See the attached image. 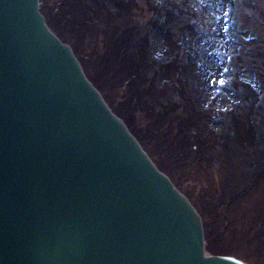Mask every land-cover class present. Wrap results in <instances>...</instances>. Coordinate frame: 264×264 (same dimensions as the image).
I'll return each instance as SVG.
<instances>
[{
  "label": "water",
  "instance_id": "obj_1",
  "mask_svg": "<svg viewBox=\"0 0 264 264\" xmlns=\"http://www.w3.org/2000/svg\"><path fill=\"white\" fill-rule=\"evenodd\" d=\"M101 98L38 0H0V264H244Z\"/></svg>",
  "mask_w": 264,
  "mask_h": 264
},
{
  "label": "rangeland",
  "instance_id": "obj_2",
  "mask_svg": "<svg viewBox=\"0 0 264 264\" xmlns=\"http://www.w3.org/2000/svg\"><path fill=\"white\" fill-rule=\"evenodd\" d=\"M96 1L40 0L45 20L56 35L64 41L73 42V48L77 54H81L85 47L94 49L93 55L83 57L82 61L85 62H87V59L95 61L97 57H103L106 48L103 44L105 39L93 33V28L88 29L90 33L83 31L84 26L90 27L92 20L85 17L84 19H88L90 23L80 27L78 21L73 18L77 14L71 17L72 15L65 7L77 6L83 13L87 12V14L97 11V14L94 15H97L100 19L103 12L100 11L98 14L96 4L89 6ZM112 1H116L118 6L123 4L124 7L126 3H130L134 7L135 15L143 17L142 22L153 23L155 20L161 21L163 19L160 13L152 11V6L161 0H101V4L104 5L102 7H106V9L111 7L112 9L114 7ZM185 1L187 3L183 2V5L186 7L185 9L188 7L189 11H197V7H203V12L196 22H194L193 17L186 18L187 15L183 12L185 13L186 22L179 16L175 17L169 24L170 37L165 38L163 33L156 27L151 28L147 33L148 47L146 55L149 62L156 63V65L160 64L158 70L163 62L169 60V52L175 50L171 53L176 54L175 56H178L176 51H179V48L183 52L182 62H177L178 74L172 72L168 74L166 72L163 74L164 76L154 74L153 79L150 78L153 72L147 70V74L142 80V87H146L148 90H150V87L154 88L158 94L154 99H150L147 104L146 108L150 111L145 114L143 111L128 108L125 112L126 105L136 104L139 99L136 96H130L126 85L120 83L122 77H118L116 74L110 76L109 71L105 75L103 89L100 90L105 100L114 107L113 109L128 118L130 125L133 127L131 129L136 134H139L147 142L150 139V142L144 143L146 149H149L159 168L167 173L177 189L189 197L188 199H190L195 209L201 214L207 231L209 233L215 231V243L225 249L232 250L249 264H264V151L260 153L255 168L256 170L262 168L263 171L260 175L256 174V181L253 180L251 183V189L248 190L247 194L245 193L242 197L236 199L234 203L226 205V196L231 194L236 187L239 189L245 184L248 177L247 166L250 164L247 154L243 153L246 150H243L241 142L236 141L239 138V133H241L237 131V126L229 127L225 136L226 141L230 138L231 145L235 148L234 153L228 157L229 164H225L230 172L228 176H231L234 181L226 186L229 189V193H227L225 190L221 191V187H219L218 162L214 153H212V150L219 147L215 146L216 143L213 139L209 143V147L212 146L211 151L208 155L201 154V156H198L200 161L198 163L200 164L197 165V161L193 162L194 159L187 156L189 154L181 156V152L175 147V141H177V145L179 141H185L181 136L174 137L176 131L173 129H177L179 124L187 126L186 119H184L186 118L184 112L186 108L176 109L174 110L176 114L167 117V121L173 123V127L168 128V140H163L161 136H156L152 132L153 126L151 123H153V119L149 118L153 112L161 109L167 98H174L179 93L187 91L184 93L188 99L185 107H195L197 111L202 110V108L207 109L206 119L198 127L200 136L205 138L206 136H212L211 131L218 132L221 127V124L211 122V111H220L222 114L227 108L237 105V98L241 96V92H248V88L253 94L259 92L261 88L264 89V78L261 77L260 70L264 64V0ZM79 9H76V12H79ZM232 9L234 44L226 39L223 22V19ZM176 14L175 12L174 15ZM186 26L191 30L194 29L195 34L187 35L184 32ZM227 51H230L229 53L232 55L230 72H226L222 62ZM131 54H135L134 48H132ZM96 66H98L97 63ZM84 68L87 69V67ZM160 74L162 73L160 72ZM147 78L152 81L148 83ZM220 82H233L244 87L240 92L236 89L230 92L225 87L226 85H221ZM156 89H159V91ZM236 112L237 115H242L240 109H237L234 113ZM262 118L263 115H258L253 125L246 124V131L250 134L256 129L262 130ZM236 122L245 127L240 118ZM184 129H188V127ZM192 132L189 129V134ZM253 142H255V137ZM256 146L258 148L257 143ZM209 154L214 156V160L209 159ZM217 236H219L218 240ZM259 237L263 239L260 241ZM208 242L209 240H206L207 248Z\"/></svg>",
  "mask_w": 264,
  "mask_h": 264
},
{
  "label": "trees",
  "instance_id": "obj_3",
  "mask_svg": "<svg viewBox=\"0 0 264 264\" xmlns=\"http://www.w3.org/2000/svg\"><path fill=\"white\" fill-rule=\"evenodd\" d=\"M97 5L98 8V14L100 11L103 12L102 15H100V19L98 18L97 11H92V13L87 14L83 13L77 6L71 5L70 7H65L67 11L69 12L71 17H73L75 14L77 16L73 17L75 21H84L85 17H88L92 20V24H90V27L84 26V31L87 33H90L89 30L93 28L94 32L101 31L102 28H105V31H102V34L105 35L106 30H108V37L103 40L104 47H106L104 51V55L102 58H98L96 62H84L85 66H94L95 63L98 64V66L93 67L96 68L95 70L100 71L103 69V73H96L95 78H91L94 83L97 84L98 89H103V80L104 76L106 75L107 71L111 70L114 65H120L119 66V71L121 72L122 75H124V78H129L130 81L127 83V91L130 94V96H136L138 97L139 101L136 104L130 103L129 105H126L127 108H134L135 110L138 111H143L145 113H148L147 104L148 102L145 100L144 97H150L153 95V92L149 91L148 88L142 87L143 83L142 80L144 79V70H147L146 62H145V55L143 49L142 41V28H139L135 22L127 20L128 12L130 8H125L122 5H119L116 3V1H113L114 4V9H111V7H102L104 5L101 4V0L96 1L94 4L89 5V6H94ZM84 7V6H80ZM76 9H79V12H76ZM124 9V10H123ZM169 9H165L163 11L164 16H165V26L168 25L172 20L174 19V15H172V12L168 11ZM172 10V9H171ZM120 17H126L122 22L118 23V19ZM86 24V23H85ZM122 27V28H121ZM89 29V30H88ZM163 30V28H161ZM130 48H135L137 51L136 55V60H132V54H131V49ZM93 53V52H92ZM119 59L120 63L117 62ZM170 66H173L174 68H177L176 65L170 64L169 66H164L161 68L162 72H167L170 68ZM262 72V76L264 78V64L260 68ZM176 71V70H175ZM101 72V71H100ZM144 96V97H143ZM252 98L251 94H247V100H250ZM243 100V99H242ZM244 106L246 107L247 102L244 100ZM175 109H169L167 108L164 112H160L159 114H154L149 116V118L153 119V123L151 125L153 126L152 132L156 134V136H161L163 140H168V128L173 127V123L167 121V115L175 114L174 113ZM249 110V109H248ZM247 110V111H248ZM250 113V112H248ZM186 119L187 126L189 128L193 127L196 123H198V120L200 119L199 114L195 113L193 110L192 112L188 113ZM126 118V117H125ZM124 118V119H125ZM127 122L128 120L125 119ZM129 123V122H128ZM237 123V122H235ZM232 126L234 125L232 123V120H229V123ZM156 127L157 129L155 130ZM186 126L184 124H179L177 129H173L176 131V134L174 137L181 136L185 139V141H179V144L177 145V141H175V147L181 152V156L183 154H189L187 155L188 157H192L194 160L193 162H196L197 164H200L198 162V156H201V154L208 155V153L211 151L212 146L209 147V143L213 139V137L208 136L205 138H202L198 136L193 137V139L190 138L189 134V129H184ZM240 130H244V134L239 135L238 141H244L243 143L246 144L247 146L243 147L244 154H247V157L250 158H256L258 154H256V151H253L250 146H254V143L252 142L254 139V135L257 133H248L244 127H241L237 125V131L240 132ZM260 130L257 129L256 132H259ZM188 135V136H187ZM258 136V135H256ZM139 139H142V137H139ZM256 139V137H255ZM145 140V139H142ZM224 144L221 146L219 152L217 153L216 158L218 160V165H217V172L220 174V186L221 191L225 190V192L229 193L228 186L229 184H232L234 181L231 178V176H228L230 174L228 168L225 166V164H229L228 157L230 154L234 153V147L231 145L230 140H225L223 137ZM260 141H263L262 138H260ZM148 142H150L148 140ZM192 147L195 149L192 150ZM264 151V147L261 149V152ZM260 152V153H261ZM213 153V150H212ZM259 153V156H260ZM229 154V155H227ZM264 154V152H263ZM210 155V154H209ZM226 155V157H225ZM211 156V155H210ZM213 158V156H211ZM242 165V164H240ZM235 184V183H234ZM236 185V184H235ZM237 190L236 188L231 192V194L227 195L226 197L228 198H233L232 196L236 195ZM263 220V219H262ZM205 227V226H204ZM212 231V230H211ZM215 231H212L209 233L205 227V239L204 240H209L208 242V252L216 254V253H231L235 254L232 250L230 249H225L224 247L217 245L214 240V234ZM211 237H213L211 239ZM219 236H217L218 240ZM236 255V254H235Z\"/></svg>",
  "mask_w": 264,
  "mask_h": 264
},
{
  "label": "bare ground",
  "instance_id": "obj_4",
  "mask_svg": "<svg viewBox=\"0 0 264 264\" xmlns=\"http://www.w3.org/2000/svg\"><path fill=\"white\" fill-rule=\"evenodd\" d=\"M172 108H175V106H173ZM185 119V118H184Z\"/></svg>",
  "mask_w": 264,
  "mask_h": 264
}]
</instances>
